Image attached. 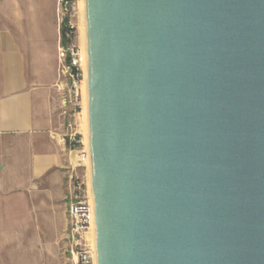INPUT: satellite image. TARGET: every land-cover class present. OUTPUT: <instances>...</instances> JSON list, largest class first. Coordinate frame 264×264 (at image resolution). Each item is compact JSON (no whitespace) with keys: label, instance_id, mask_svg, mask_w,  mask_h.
<instances>
[{"label":"water","instance_id":"obj_1","mask_svg":"<svg viewBox=\"0 0 264 264\" xmlns=\"http://www.w3.org/2000/svg\"><path fill=\"white\" fill-rule=\"evenodd\" d=\"M94 264H264V0H81Z\"/></svg>","mask_w":264,"mask_h":264},{"label":"crops","instance_id":"obj_2","mask_svg":"<svg viewBox=\"0 0 264 264\" xmlns=\"http://www.w3.org/2000/svg\"><path fill=\"white\" fill-rule=\"evenodd\" d=\"M57 8L58 0H0V264H60L68 177Z\"/></svg>","mask_w":264,"mask_h":264},{"label":"built area","instance_id":"obj_3","mask_svg":"<svg viewBox=\"0 0 264 264\" xmlns=\"http://www.w3.org/2000/svg\"><path fill=\"white\" fill-rule=\"evenodd\" d=\"M78 0H58L59 66L55 95L58 129L65 146L68 177L65 202L68 226L65 232V264H94L88 235L91 228L89 200L86 188V153L77 131V117L81 110L80 93L82 69L79 45L76 43V8ZM70 119L71 121H68ZM68 132V133H67ZM68 143V145H67ZM80 170L79 173L77 171Z\"/></svg>","mask_w":264,"mask_h":264},{"label":"rangeland","instance_id":"obj_4","mask_svg":"<svg viewBox=\"0 0 264 264\" xmlns=\"http://www.w3.org/2000/svg\"><path fill=\"white\" fill-rule=\"evenodd\" d=\"M79 1V0H78ZM76 18L74 20V23L76 25V43L79 45V48L81 49V45H80V31H79V26H80V12H79V8H78V2H77V8H76ZM81 67V65H80ZM82 69V67H81ZM82 80V78H81ZM81 86V97L82 98V85ZM68 121H71L70 119H68ZM77 131L79 132L80 135L79 138L81 139L82 138V143H83V136H84V132H83V111H82V108L81 110H79V114H78V117H77ZM59 130V129H58ZM59 133H60V136H61V130H59ZM68 133V132H67ZM62 140V139H61ZM68 145V143H67ZM85 149L84 147V143H83V150ZM85 152V150H84ZM64 155H65V151H64ZM66 157V156H65ZM67 162V161H66ZM85 164H86V160H85ZM67 165V163H66ZM80 170L77 171V173H79ZM86 186H87V172H86ZM57 260L59 261L60 264H65V232H62V235L61 237L59 238L58 242H57Z\"/></svg>","mask_w":264,"mask_h":264},{"label":"bare ground","instance_id":"obj_5","mask_svg":"<svg viewBox=\"0 0 264 264\" xmlns=\"http://www.w3.org/2000/svg\"><path fill=\"white\" fill-rule=\"evenodd\" d=\"M78 8H79V12H80V26H79V31H80V45H81V0L78 1ZM79 57H80V65L82 67V53H81V49L79 48ZM81 85H82V82H81ZM81 90V89H80ZM80 97H81V93H80ZM80 102H81V108H82V98L80 99ZM84 127H82L83 129ZM83 132H84V129H83ZM83 143H84V147H85V134L83 136ZM85 150V149H84ZM86 153V151H85ZM87 193H88V183H87ZM88 239H89V242H90V245L92 247V238H91V228H90V231H89V235H88Z\"/></svg>","mask_w":264,"mask_h":264}]
</instances>
